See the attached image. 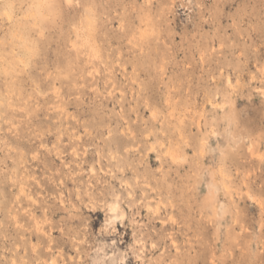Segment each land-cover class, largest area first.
<instances>
[{
	"label": "rangeland",
	"instance_id": "rangeland-1",
	"mask_svg": "<svg viewBox=\"0 0 264 264\" xmlns=\"http://www.w3.org/2000/svg\"><path fill=\"white\" fill-rule=\"evenodd\" d=\"M0 264H264V0H0Z\"/></svg>",
	"mask_w": 264,
	"mask_h": 264
},
{
	"label": "bare ground",
	"instance_id": "bare-ground-1",
	"mask_svg": "<svg viewBox=\"0 0 264 264\" xmlns=\"http://www.w3.org/2000/svg\"><path fill=\"white\" fill-rule=\"evenodd\" d=\"M34 2L35 1H40V0H33ZM143 22L145 21L146 22V20H149V21H153L154 20V15H147V16H144V17H142V16H138ZM142 33V32H141ZM88 40V39H87ZM92 41H94V40H92ZM93 48V47H92ZM171 153V152H170ZM174 158V157H173ZM116 204V203H115ZM117 207L116 206H112V209H116ZM115 219H116V217H115ZM153 244V243H152ZM107 255V254H106ZM105 258V257H104ZM50 261H52V259L50 260ZM54 261V260H53Z\"/></svg>",
	"mask_w": 264,
	"mask_h": 264
}]
</instances>
